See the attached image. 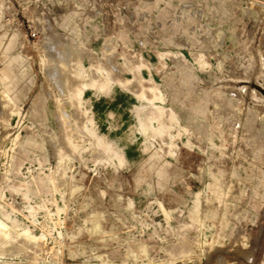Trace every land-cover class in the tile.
<instances>
[{"label": "rangeland", "instance_id": "1", "mask_svg": "<svg viewBox=\"0 0 264 264\" xmlns=\"http://www.w3.org/2000/svg\"><path fill=\"white\" fill-rule=\"evenodd\" d=\"M0 220V264H264V0H0Z\"/></svg>", "mask_w": 264, "mask_h": 264}, {"label": "bare ground", "instance_id": "2", "mask_svg": "<svg viewBox=\"0 0 264 264\" xmlns=\"http://www.w3.org/2000/svg\"><path fill=\"white\" fill-rule=\"evenodd\" d=\"M54 70V69H53ZM56 74V73H55ZM91 81H95V80H91ZM91 83H93V82H90V84ZM96 84V83H95ZM93 84H91V86H92ZM89 86V85H88ZM94 87H95V85H93ZM4 99H6V97H5V95H4ZM156 99H162L160 96H157L155 93L153 94V96H151V98H150V100H152V101H155L156 102ZM12 101V100H11ZM10 102V101H9ZM9 102L7 101V99H6V101H5V103H4V105L6 106V105H8L9 106ZM13 104V103H12ZM11 104V105H12ZM159 106H161V105H159ZM10 108V107H9ZM161 108V107H160ZM162 108H164V107H162ZM150 115H152V113L150 114ZM177 115V114H176ZM153 118H152V116L151 117H146L145 118V120H144V128H145V132H147V133H151V122L153 121L152 120ZM160 119V118H159ZM160 120H162V119H160ZM177 124V123H176ZM158 127V126H157ZM185 127V126H184ZM143 130V129H142ZM187 130V129H186ZM159 131H160V133L162 132V129H159ZM189 132V131H188ZM145 135V134H144ZM149 135V134H148ZM146 136V135H145ZM8 234H9V232L7 231V228L5 227V225L1 222V220H0V242L3 244V245H6V244H4V243H6L7 242V244L9 243V241H6L7 239H8ZM34 238H35V236H33ZM3 240H5V242L3 241ZM4 242V243H3ZM0 243V244H1ZM2 246V245H1ZM185 262V261H184ZM189 262V261H188ZM185 263H187V262H185Z\"/></svg>", "mask_w": 264, "mask_h": 264}, {"label": "crops", "instance_id": "3", "mask_svg": "<svg viewBox=\"0 0 264 264\" xmlns=\"http://www.w3.org/2000/svg\"><path fill=\"white\" fill-rule=\"evenodd\" d=\"M123 159H124V157H123ZM160 176H164V173L160 172Z\"/></svg>", "mask_w": 264, "mask_h": 264}]
</instances>
